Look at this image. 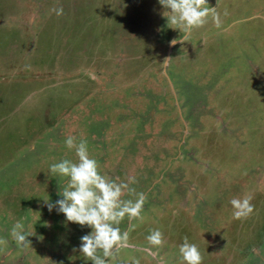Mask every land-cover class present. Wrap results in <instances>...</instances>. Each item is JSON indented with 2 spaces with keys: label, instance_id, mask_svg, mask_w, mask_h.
<instances>
[{
  "label": "rangeland",
  "instance_id": "rangeland-1",
  "mask_svg": "<svg viewBox=\"0 0 264 264\" xmlns=\"http://www.w3.org/2000/svg\"><path fill=\"white\" fill-rule=\"evenodd\" d=\"M208 3L221 26L209 16L170 46L180 33L158 0H0V264H92L91 229L44 202L65 186L50 165L78 162L69 136L148 197L108 264H185L184 237L203 264H264V0ZM248 195L253 213L234 219Z\"/></svg>",
  "mask_w": 264,
  "mask_h": 264
},
{
  "label": "clouds",
  "instance_id": "clouds-1",
  "mask_svg": "<svg viewBox=\"0 0 264 264\" xmlns=\"http://www.w3.org/2000/svg\"><path fill=\"white\" fill-rule=\"evenodd\" d=\"M158 3L164 9L162 15L166 18L168 27L180 33L169 41L170 46H183L185 42H190L193 30L206 25L209 16L217 28L221 26L219 13L215 7L209 6L208 0H158ZM53 11L57 15L63 14L62 7ZM65 144L69 149H75L78 162L63 159L50 165L49 171L54 176L65 178V186L58 191L62 198L54 203L44 199L45 205L49 212L55 208L58 213H63L66 221L90 228L89 233L80 237L79 251L92 264H108L109 259L127 246L129 240V231H122L120 223L125 217L129 221L142 220L143 207L148 197L143 192L136 193L128 183L102 175L97 160L89 155L85 140L77 143L76 137L69 136ZM125 195H135L137 198L134 201L126 200L122 198ZM251 200L252 196L248 195L230 201L234 208V219H246L253 213L254 205ZM32 235L35 232H27L21 221H17L11 229L12 238L18 246L24 248L31 247L28 237ZM147 240L156 247H162L165 243L159 229L153 230ZM5 243L7 241L0 239V244ZM179 252L185 264H203V256L198 246L190 243L187 237H184ZM134 264H139V260Z\"/></svg>",
  "mask_w": 264,
  "mask_h": 264
}]
</instances>
